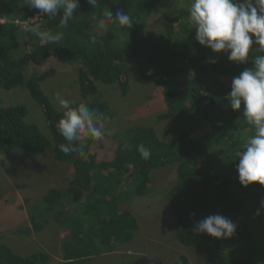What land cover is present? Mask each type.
<instances>
[{
  "label": "trees",
  "instance_id": "trees-1",
  "mask_svg": "<svg viewBox=\"0 0 264 264\" xmlns=\"http://www.w3.org/2000/svg\"><path fill=\"white\" fill-rule=\"evenodd\" d=\"M26 2L0 0V17L6 19V23L0 22V88L10 90L25 85L41 106L46 125L42 132L37 124L27 122L24 105L6 107L0 103V153L18 149L36 157L51 150V165L44 163L46 166L57 169L58 162L74 168L69 186L50 188L39 200L41 203L30 209L36 232L46 228L50 219L68 232L69 238L62 246V263L86 264L113 251V241H130L139 223L130 210L120 207L122 198L147 195L152 189L151 171L177 163L178 180L168 199L175 196L173 213L178 218L177 234L181 240L204 254L207 264H264V186L258 182L242 186L236 168L246 144L242 135L255 130L242 116L243 103L240 110L231 108L227 98L231 86H226L221 78L238 76L251 66V60L240 64L219 57L217 63H209L208 47L195 40L196 28L188 10L192 0L187 8L168 17V27L155 37L150 34L149 17L158 0H97L95 7L80 0L66 28L60 27L62 10L54 18L44 16L42 31L64 33L59 44H45L14 23L38 11ZM118 9L128 13L132 27L107 22L106 32L99 30L96 24L103 14L111 10L115 18ZM178 22L181 25L175 28ZM92 35L97 37L96 44L90 41ZM256 54L261 53L257 50ZM254 55L249 53L250 58ZM60 59L80 61L82 102L96 112L109 109L100 98L95 100L96 106L89 103L90 97L99 96L98 82L116 84L123 95L129 90L130 72L141 83L161 85L167 110L159 119L173 122L163 135L170 136L169 141L162 139L153 127L136 126L117 139L111 162L97 160L91 138L85 142L83 154L61 152L59 146L69 143L59 132V120L65 110L57 109L41 88L44 79L55 75ZM29 65L32 72L26 74ZM39 65L46 66L40 75L35 72ZM140 145L150 149L148 159L141 157ZM129 171H133L130 179L124 175ZM18 193L15 189L11 195L15 201ZM21 199L27 203L31 200L29 196ZM9 200L5 198V202ZM215 214L237 225L232 237L215 238L193 231L197 221ZM2 239L0 232V264H51L47 252L22 256Z\"/></svg>",
  "mask_w": 264,
  "mask_h": 264
},
{
  "label": "rangeland",
  "instance_id": "rangeland-1",
  "mask_svg": "<svg viewBox=\"0 0 264 264\" xmlns=\"http://www.w3.org/2000/svg\"><path fill=\"white\" fill-rule=\"evenodd\" d=\"M189 3L190 0H158V6L152 11L151 14L153 15L149 17L152 23L151 36L155 37L160 31H165L168 27V17L173 16L182 7L187 8ZM183 24L186 25V23ZM179 25H181L179 22L175 23V28H179ZM192 26L194 25L192 24ZM106 28L107 23L104 29L99 30L104 32ZM255 47L257 46L253 45V48ZM208 54L216 60H219V57L228 59L223 51L215 53L209 48ZM77 63L60 59L55 66V75L41 82L42 90L59 110L64 109L58 105L57 93L71 101L73 106L82 102ZM35 68L38 75L46 71L45 65L35 66ZM31 72V67L27 66L26 74ZM129 76V90L126 95L120 92L116 84L98 82L99 96H92L89 99L91 106H96L95 100L100 98V102L103 101L109 107L107 112H98L106 118L105 129H111L113 133L111 136L106 135V138L112 139L117 136L116 139H120L121 135L126 134V131L136 126H145L153 127L162 139L169 141L170 136L163 135H165L164 131L173 125V122L172 120L159 119V115L167 110L163 88L154 82L144 84L137 81L135 73L132 75L130 72ZM233 77L221 76L226 86H231ZM91 99L94 102L91 103ZM0 103L2 106L24 105L28 110L26 121L37 124L42 132L45 129L46 121L43 110L33 99L30 90L25 85L10 90L0 88ZM45 135L47 136V134ZM253 135L255 133H245L242 135L243 141L247 143ZM105 151L107 152L109 149L107 148ZM22 155L19 151L11 152L9 155L0 154L3 156L0 158V232L3 235V242L15 253L28 256L44 251L43 246L49 248L44 244L45 242L58 249L59 244L65 240V230L51 222L46 228L36 232L32 228L30 220V209L36 204L31 201L34 198L33 193L38 196L37 192L39 189H43V186L39 189L29 188L36 185L38 179L33 174H25L23 170L38 165L45 166L42 163L51 165L53 153L51 150H47L46 154L41 157H27L25 159ZM65 165L58 163L57 169L52 168L55 175L53 178L56 184L61 187L68 186L69 179L72 180L74 175L72 165L69 164L68 167ZM176 165L160 166L151 171V186L153 187L147 195L122 198V204L135 215L139 223V228L130 241V246L126 247L134 248L138 253L135 252L130 255L124 253L109 259L97 257L88 264H145L147 258L155 264H206L205 256L199 253L195 247L184 244L177 235L178 218L172 214L173 209L171 210L175 196L168 199L169 191L177 181V172L173 168ZM49 172L50 169H48ZM28 177H30V182L24 186L16 184L21 179ZM16 188L20 192L18 193V200L15 201L11 195ZM25 196L30 197L29 204L25 202V199L21 200V197L24 198ZM6 197L10 199L8 202H5ZM25 227L29 228L22 232ZM51 263L58 264L56 262Z\"/></svg>",
  "mask_w": 264,
  "mask_h": 264
},
{
  "label": "clouds",
  "instance_id": "clouds-1",
  "mask_svg": "<svg viewBox=\"0 0 264 264\" xmlns=\"http://www.w3.org/2000/svg\"><path fill=\"white\" fill-rule=\"evenodd\" d=\"M79 2L80 0H27L26 4L30 8L37 9L38 11L25 20H14V23L21 26L20 30H23L25 34L30 33L45 44H59L64 37V33L62 31L55 33L50 30L42 31L41 25L44 23V16L54 18L62 10L60 27L66 28L69 21L74 18V13L78 9ZM87 2L91 7L98 6L97 0H87ZM188 10L190 20L196 28L195 40L200 45L208 47V50L210 48L215 53L223 51L227 55L228 60L232 62L245 64L251 60L250 67L244 68L238 76L233 77L231 91L227 94V98L230 100L231 108L234 111L240 110L243 103L242 116L246 119L248 125L252 126L255 130V135L244 145L242 152L237 158L239 162L236 168L239 181L244 187L249 186L253 182H258L261 186H264V0H192ZM2 22L6 23V19L2 18ZM107 22L128 28H131L133 24L128 13L119 9L115 12V18L111 10L106 11L103 14V18L98 22V28L104 29ZM104 32H106V29ZM90 41L92 44H96V35L90 36ZM253 45L257 47L253 48ZM257 50L261 54H256ZM250 51L255 53L254 57L250 58ZM76 62L79 63L80 61L76 60ZM217 62L214 58L209 59V63L215 64ZM29 66L31 67V65ZM56 100L59 107L65 110L63 118L59 120V132L69 142L68 144H61L59 146L60 151L66 155L77 152L83 154L84 144L91 138L94 140L93 144L96 147L94 151L97 154V160L106 162L113 161L118 142L116 138L108 140L105 137L106 135L111 136L113 133L111 129H105L104 122L106 118L103 114L95 112L84 102H81L77 107L73 108L72 102L63 98L59 93L56 94ZM107 148L109 151L106 152L105 149ZM16 151L23 154V159L27 157L31 158L22 150L16 149L11 152ZM138 151L143 159H148L151 155L150 149H146L143 145L138 147ZM2 157L0 156V158ZM175 164L177 163H168L161 166ZM44 165L28 167L23 170L25 174H33L38 179V183L29 188L39 189V187L43 186V189H39L37 192L38 196H36V200L34 198L31 200L35 203H38L43 194L50 188L60 187L53 178L55 175L52 167L46 166V164ZM176 167L177 165L173 168L176 170ZM48 169H50L49 173ZM112 170L110 169L109 171ZM132 172H124V175L130 179L132 178ZM29 178H23L16 184L24 186V184L30 182ZM70 181L69 179L68 186ZM151 183L150 181V186ZM108 198L110 199V197ZM120 207L127 209L122 203ZM261 207H264V201H261ZM172 209L173 205L171 207ZM65 210L68 209L65 208ZM259 214L260 210L257 209V215ZM194 215L195 213H190V216ZM51 222L56 223L50 219L46 227ZM236 227L237 225L231 219L220 214H215L197 221L193 231L196 233H206L215 238L226 239L235 234ZM68 238L69 234L65 230V240ZM179 239L181 240L180 237ZM65 240L59 244L58 249L53 248L46 242L44 243L49 247L44 248L43 246V250L51 256L49 263L56 262L63 264L61 256L63 253L62 246ZM130 241L124 244L113 241V251L103 253L99 257L109 259L110 257L124 253L127 255L135 252L138 253L134 248L129 249L126 247L130 246ZM110 261L109 263H111ZM145 264L155 263L147 258Z\"/></svg>",
  "mask_w": 264,
  "mask_h": 264
},
{
  "label": "bare ground",
  "instance_id": "bare-ground-1",
  "mask_svg": "<svg viewBox=\"0 0 264 264\" xmlns=\"http://www.w3.org/2000/svg\"><path fill=\"white\" fill-rule=\"evenodd\" d=\"M0 22H2V18L0 17ZM26 54V53H25ZM107 107V106H106Z\"/></svg>",
  "mask_w": 264,
  "mask_h": 264
},
{
  "label": "water",
  "instance_id": "water-1",
  "mask_svg": "<svg viewBox=\"0 0 264 264\" xmlns=\"http://www.w3.org/2000/svg\"><path fill=\"white\" fill-rule=\"evenodd\" d=\"M16 190H18L17 188H16ZM19 191V190H18ZM20 192V191H19Z\"/></svg>",
  "mask_w": 264,
  "mask_h": 264
}]
</instances>
